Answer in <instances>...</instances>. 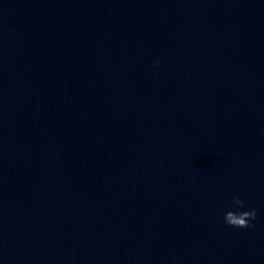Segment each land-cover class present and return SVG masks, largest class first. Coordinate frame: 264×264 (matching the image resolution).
I'll list each match as a JSON object with an SVG mask.
<instances>
[{
	"label": "water",
	"instance_id": "1",
	"mask_svg": "<svg viewBox=\"0 0 264 264\" xmlns=\"http://www.w3.org/2000/svg\"><path fill=\"white\" fill-rule=\"evenodd\" d=\"M0 264H264V0H0Z\"/></svg>",
	"mask_w": 264,
	"mask_h": 264
},
{
	"label": "clouds",
	"instance_id": "2",
	"mask_svg": "<svg viewBox=\"0 0 264 264\" xmlns=\"http://www.w3.org/2000/svg\"><path fill=\"white\" fill-rule=\"evenodd\" d=\"M156 66L159 67L160 62L156 61ZM232 205L235 209H241L245 206V201L239 196H234ZM257 217V210L250 209L246 211H232L229 210L224 214V223L228 226L240 229L254 228L255 225L251 223Z\"/></svg>",
	"mask_w": 264,
	"mask_h": 264
}]
</instances>
